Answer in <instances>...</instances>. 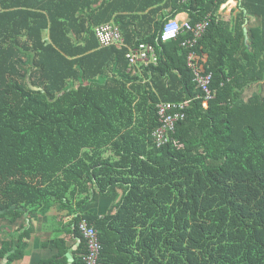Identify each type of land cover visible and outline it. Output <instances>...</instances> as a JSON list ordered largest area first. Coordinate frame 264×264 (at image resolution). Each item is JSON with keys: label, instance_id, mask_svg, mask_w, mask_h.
I'll return each instance as SVG.
<instances>
[{"label": "trees", "instance_id": "1", "mask_svg": "<svg viewBox=\"0 0 264 264\" xmlns=\"http://www.w3.org/2000/svg\"><path fill=\"white\" fill-rule=\"evenodd\" d=\"M170 1L193 23L211 16L194 48L213 73L208 101L182 46L190 33L160 42L154 20L146 36L123 34L127 46H101L103 3L87 26L85 0L0 1V221L18 231L31 219L0 237V264L12 249L9 263L24 257L33 215L64 210L82 240L73 264L88 253L81 216L99 232L100 264H264V0H238L236 21L220 26L226 0ZM140 41L159 60L134 70L126 55ZM187 99L158 143V104ZM98 194L113 199L106 213L83 211Z\"/></svg>", "mask_w": 264, "mask_h": 264}, {"label": "crops", "instance_id": "2", "mask_svg": "<svg viewBox=\"0 0 264 264\" xmlns=\"http://www.w3.org/2000/svg\"><path fill=\"white\" fill-rule=\"evenodd\" d=\"M151 1L153 0H85L83 15L88 18V22L86 23L87 26L90 23L94 22L95 14L100 15L101 17L108 18V23H111L114 26L118 27L122 34L125 35V33H128V36H130L132 39H137L150 33L149 30L154 27L152 26L154 20L161 22L163 21V24L169 18H176L180 21H192V16L186 10L180 11L179 13L175 14V5L170 0H163L157 4H151ZM235 1L236 0H226V2L223 3L224 5L222 4L223 8L221 7L219 9L218 14L222 16L223 19L221 21L224 23H219L220 21L218 20L217 24L219 26L223 24L225 25L226 21H236L235 16L238 12V1L236 6H234V3H236ZM88 3L90 4V7L87 6ZM102 3L106 5V9H103L101 11L97 10V12L94 14L93 9L98 8ZM146 4L149 5L148 7H146V9H143V11H140L139 13H135L134 10H142L141 7ZM157 8L160 9L155 12L154 10ZM227 9L229 10L228 13L225 12V10ZM221 13H227L228 17ZM162 27L157 31L158 33H160V31L162 30ZM153 31L154 30H152L151 32ZM45 35L48 39L49 32L46 31ZM133 35L135 38H133ZM216 41V38L214 36H211L208 39L206 48L208 50L211 49ZM205 57H207V51H205ZM111 201H113L111 196L104 197L98 194L96 196V200L90 202V204L85 209H83V211H89L91 213L102 216L106 213V210L108 209L107 207L111 203ZM54 213H56V215H53ZM75 215L66 210H64L62 213L53 212L52 214H48L46 216L40 215L39 213L33 215L32 224L34 230L31 234V237L28 239L29 246L24 251V257L16 261L14 260V262L12 263H9V256H4L1 264H40L41 260L43 261L45 259H49L56 254L60 259V261L56 264H73L75 261L74 251L78 248L82 241L81 238L76 237L74 229L70 225L71 223L72 225H74L73 218ZM0 224L6 226V229L4 231L0 230V237L2 239L10 238L12 235H15V237L17 238L22 232H24L31 226V219H26L24 228H21V230L23 229V231H17L16 228L19 225L11 224L7 220L0 221ZM65 248L68 249L66 250ZM14 251L15 250L12 249V251H10L11 254ZM64 255L67 260L61 259L64 258ZM71 258L73 259L71 260ZM41 264H46V262H43Z\"/></svg>", "mask_w": 264, "mask_h": 264}, {"label": "built area", "instance_id": "3", "mask_svg": "<svg viewBox=\"0 0 264 264\" xmlns=\"http://www.w3.org/2000/svg\"><path fill=\"white\" fill-rule=\"evenodd\" d=\"M188 1L190 0H182L184 3ZM1 10L2 7L0 5V11ZM210 24L211 16H206L196 23L190 20L180 21L176 18H169L164 22L162 30L157 38L160 42H168L177 39L182 33H190V36L182 42V46L192 49L188 55V64L194 72L195 81L203 92L206 101L214 96L211 89L213 73H201L196 66V52L194 48L198 44L199 39L208 30ZM95 33L101 46L114 45L119 48L127 46L120 29L111 23L107 22L96 26ZM126 57L129 60V66L135 70V67L139 64L148 65L150 63H157L159 60V53L154 43L140 41L136 46H128ZM200 97H202V95L198 96V98ZM190 105L191 99L180 102L163 101L158 104V114L161 121V126L156 130L158 143L163 144L169 141V135L175 132L177 124L186 117ZM77 226L88 247V253L84 256L85 264H100V255L103 245L98 230L83 216L79 219Z\"/></svg>", "mask_w": 264, "mask_h": 264}, {"label": "water", "instance_id": "4", "mask_svg": "<svg viewBox=\"0 0 264 264\" xmlns=\"http://www.w3.org/2000/svg\"><path fill=\"white\" fill-rule=\"evenodd\" d=\"M245 31H247V28L245 29ZM247 33V32H246ZM34 89H41V88H38V87H33ZM17 207L15 206V205H13L12 207H10L9 209H4V210H2L1 211V213H6V212H8L10 209H16ZM21 209H22V207H21ZM28 227V226H27ZM21 231H23V229L21 230ZM11 254V252H8L6 255H5V257H8L9 255ZM73 258H71V260H72ZM70 260V261H71Z\"/></svg>", "mask_w": 264, "mask_h": 264}, {"label": "rangeland", "instance_id": "5", "mask_svg": "<svg viewBox=\"0 0 264 264\" xmlns=\"http://www.w3.org/2000/svg\"><path fill=\"white\" fill-rule=\"evenodd\" d=\"M237 1H238V0H236V1H235L236 3H234V4H235L234 6H236V4H237ZM223 5H224V4H223ZM223 5L221 6L222 8H223ZM237 5H238V4H237ZM225 12H227V13H228V12H229V10L227 9V10H225ZM227 13H225V14H224V13H221V14H223V15H225V16H227V17H228Z\"/></svg>", "mask_w": 264, "mask_h": 264}]
</instances>
